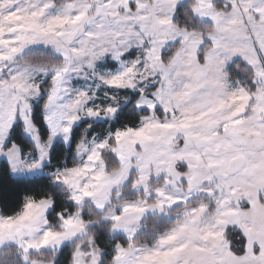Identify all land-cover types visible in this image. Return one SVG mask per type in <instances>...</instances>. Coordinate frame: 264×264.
Instances as JSON below:
<instances>
[{"label": "snow or ice", "instance_id": "1", "mask_svg": "<svg viewBox=\"0 0 264 264\" xmlns=\"http://www.w3.org/2000/svg\"><path fill=\"white\" fill-rule=\"evenodd\" d=\"M0 264H264V0H0Z\"/></svg>", "mask_w": 264, "mask_h": 264}]
</instances>
